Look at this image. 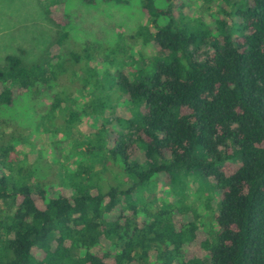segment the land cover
Wrapping results in <instances>:
<instances>
[{"label":"trees","instance_id":"obj_1","mask_svg":"<svg viewBox=\"0 0 264 264\" xmlns=\"http://www.w3.org/2000/svg\"><path fill=\"white\" fill-rule=\"evenodd\" d=\"M37 1L56 38L38 59L18 50L0 66V264H264V0H222L214 28L192 26L176 0H140L159 55L111 85L83 71L100 95L91 111L61 90L79 58L64 50L66 3ZM202 46L212 51L199 59ZM117 98L130 117L119 131L104 118L85 145L92 164L40 178L18 162L26 137L12 113L30 107L37 126L68 131ZM188 177L213 192L205 214L187 202ZM160 181L177 198L156 206L144 193Z\"/></svg>","mask_w":264,"mask_h":264},{"label":"rangeland","instance_id":"obj_2","mask_svg":"<svg viewBox=\"0 0 264 264\" xmlns=\"http://www.w3.org/2000/svg\"><path fill=\"white\" fill-rule=\"evenodd\" d=\"M64 1L72 22L71 27L67 28L69 37L64 50L75 52L79 58L73 78L70 73L65 78L62 77L64 87L61 90L68 96L72 95L79 110H85L90 101L100 95L90 86L92 76L83 71L90 68L92 75L96 73L99 80L111 85L118 72L150 65L159 55L153 48L152 36L155 30L150 19L144 16L140 0H129L122 4L100 2L94 6H87L82 0ZM175 2L177 7L182 8L179 11L174 3L175 13L182 12L189 17L192 26L203 23L214 28L213 17L217 16V10L221 7L227 9L222 0ZM157 5L163 7V1L157 2ZM43 6L37 0H0V66L4 63L5 55L16 54L18 50L22 51L25 62L36 60L56 38L58 28L46 18ZM159 22L164 23L165 19H160ZM211 51L208 46H202L196 56L201 59L204 53ZM89 81L92 82L88 84ZM123 101L117 98L108 108L100 106L97 113L83 117L77 124L71 125L68 131H56L47 124L37 126L35 118L40 115L30 107L19 113H12L15 118L13 120L25 129L22 133L26 137L23 144L15 146L18 162L25 161L32 165L33 176L40 178L48 173L47 169L53 171L55 177L62 178L74 172L79 165L92 164L93 158L85 152V145L104 118L112 122L113 129L121 130L116 120L130 117L128 105H124ZM126 132L123 129L121 133L127 134ZM100 140L102 139L95 138L98 144L101 143ZM95 168L99 169L100 164L96 163ZM209 182L212 183L211 180ZM173 192L169 185L160 181L144 193V198L149 202L155 198L154 204L160 206L161 203L173 202L177 198ZM187 193V202L192 206H199L202 214H205L203 206L207 203V198L213 196L212 190L207 186H200L193 178L188 177ZM201 221L205 224V229L211 232L209 217L204 215ZM211 233L213 237L214 232Z\"/></svg>","mask_w":264,"mask_h":264}]
</instances>
